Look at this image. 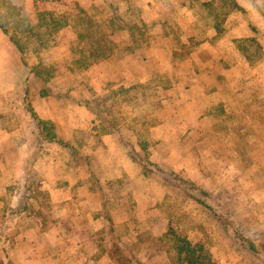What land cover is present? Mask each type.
<instances>
[{"label":"rangeland","instance_id":"1","mask_svg":"<svg viewBox=\"0 0 264 264\" xmlns=\"http://www.w3.org/2000/svg\"><path fill=\"white\" fill-rule=\"evenodd\" d=\"M157 1L0 0V264H264V0Z\"/></svg>","mask_w":264,"mask_h":264},{"label":"crops","instance_id":"2","mask_svg":"<svg viewBox=\"0 0 264 264\" xmlns=\"http://www.w3.org/2000/svg\"><path fill=\"white\" fill-rule=\"evenodd\" d=\"M150 5V16L152 15L154 20L158 23L155 24L156 28V38L154 40H151L150 43L153 47H151V50L153 51V54L157 56V58H160L162 53L168 52L170 57V48L166 47L167 40L165 37V32L162 27H164L166 22L171 19L173 14L171 12H167L168 4L166 1H157L154 0V2H151ZM132 7V6H131ZM180 9H184V6L180 5ZM127 10V8H126ZM155 10V11H154ZM161 10V11H160ZM177 17L182 20L183 16L177 15ZM127 19V18H124ZM139 24H134L131 26H124L122 29V37L123 39L129 38V40H132V34H135L134 28L139 27ZM126 36V37H125ZM126 44L129 45V43L124 40ZM153 56V55H150ZM154 57V56H153ZM156 58V59H157ZM154 59V58H153ZM169 59V58H168ZM136 62V61H135ZM140 63H142L140 61ZM26 73V78L28 79L26 82L30 81L32 79V74L29 73V70L27 69V65L22 62L21 55L18 52V50L15 48V46L9 41L8 36L2 33L0 30V74L3 75H10L12 80L14 81L18 76L21 74ZM13 111V110H12ZM37 114L36 108L33 110Z\"/></svg>","mask_w":264,"mask_h":264},{"label":"trees","instance_id":"3","mask_svg":"<svg viewBox=\"0 0 264 264\" xmlns=\"http://www.w3.org/2000/svg\"><path fill=\"white\" fill-rule=\"evenodd\" d=\"M0 30L2 31L3 34L8 36L9 41L15 46V48L18 50V52L22 55L23 54V48L20 46V43L18 42V40H16V38L14 36H10L8 34L7 30L5 29V27H4V25L2 23H0ZM32 116H33V118L36 117L35 114H33ZM37 124H38V126H41L42 122H40L38 120ZM196 201L200 205H202L205 209H207L210 212H212L218 220H221L222 217H221L218 209L215 206H213L210 202H208L206 200H202L201 198H197Z\"/></svg>","mask_w":264,"mask_h":264}]
</instances>
